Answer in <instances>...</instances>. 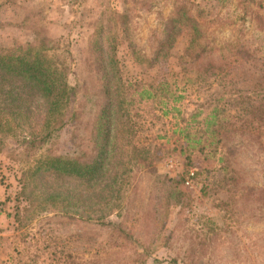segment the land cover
I'll use <instances>...</instances> for the list:
<instances>
[{
  "label": "rangeland",
  "instance_id": "obj_1",
  "mask_svg": "<svg viewBox=\"0 0 264 264\" xmlns=\"http://www.w3.org/2000/svg\"><path fill=\"white\" fill-rule=\"evenodd\" d=\"M180 6L201 28L198 55L181 30L157 60H136L154 59ZM100 29L104 49L116 47L125 138L148 162L127 167L122 232L89 221L93 184L31 173L48 155H92L106 102L91 49ZM42 40L69 51L77 98L42 145L27 148L17 130L0 137V264H264V99L253 94L264 86V0H0V51Z\"/></svg>",
  "mask_w": 264,
  "mask_h": 264
},
{
  "label": "trees",
  "instance_id": "obj_2",
  "mask_svg": "<svg viewBox=\"0 0 264 264\" xmlns=\"http://www.w3.org/2000/svg\"><path fill=\"white\" fill-rule=\"evenodd\" d=\"M170 24L171 27L163 31L164 38L158 44L159 50L154 59L142 58L138 54L139 58L136 60L144 59L148 63L157 60L162 50L172 45L181 30L187 33L189 39L186 52L198 55L202 32L196 17L189 14L186 6L177 8ZM101 31L100 29L95 34L91 49L95 51L97 71L106 102L95 119L89 139H86L90 140L92 155L85 152H78V156L48 155L34 171H30L37 177L39 171L43 170L40 174L43 175L50 170L61 177L93 184L95 189L92 188V192L90 190L88 200L94 201L96 218L89 221L122 232L117 217L121 215L119 211L125 208L124 195L130 171L127 167L130 164L141 167L144 163L148 165V162L147 153L135 145H129L125 138L129 133L128 118L119 119L121 108L117 107L115 101V96L122 87L121 80L117 79L119 69L116 47L108 43V49H104ZM48 44L49 42L42 40L36 44L0 51V137L13 130L20 131L27 148L42 145L59 132L64 127L65 120L67 121L70 104L77 98V89L67 82L69 51L65 50L61 57L58 45ZM204 68L214 69L209 64L200 67L197 74L200 80L202 75L208 73ZM261 85L262 83L260 89L253 94L261 95L264 99V86ZM138 95L142 100L153 96L145 89ZM244 105L248 108L246 113L252 110L262 112L261 108L256 109L252 104ZM71 111L69 121L78 118L76 111ZM216 112L214 109L210 120H206L207 128L214 125ZM262 113L263 116L259 119L264 124V112ZM36 120L39 122L36 123ZM222 160L221 158L220 161ZM222 172L228 173L226 168ZM115 216L116 220H112Z\"/></svg>",
  "mask_w": 264,
  "mask_h": 264
}]
</instances>
